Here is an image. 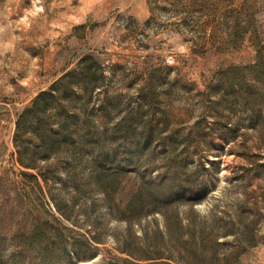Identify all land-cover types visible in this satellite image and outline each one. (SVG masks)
<instances>
[{
    "label": "rangeland",
    "instance_id": "374dc122",
    "mask_svg": "<svg viewBox=\"0 0 264 264\" xmlns=\"http://www.w3.org/2000/svg\"><path fill=\"white\" fill-rule=\"evenodd\" d=\"M84 119L109 164L142 146L122 177L94 174ZM172 166L199 200L167 199ZM44 249L46 264H264V0H0V264Z\"/></svg>",
    "mask_w": 264,
    "mask_h": 264
},
{
    "label": "trees",
    "instance_id": "16d2710c",
    "mask_svg": "<svg viewBox=\"0 0 264 264\" xmlns=\"http://www.w3.org/2000/svg\"><path fill=\"white\" fill-rule=\"evenodd\" d=\"M83 80V90L85 92V96L88 99L89 92L92 88V79L86 74L81 76ZM42 97L41 104L46 106L48 104V96L45 92L40 94ZM129 115L127 114L119 123H116L111 128L110 137L117 136L118 131H120L122 127H125L129 124ZM56 137L59 138H67V135L63 131V126L67 124L64 114H60ZM37 123L41 124L40 119H37ZM84 128L81 132L77 128H72L73 135L77 136V143L81 145L86 151L94 154L96 158V163L94 165V174H98L103 179H117L122 177L128 170V168L134 164L137 157L140 155L142 146L140 147L137 143L128 142L126 145H121V150L115 147L112 149L114 162L109 164L105 159V152L101 148L100 138L101 135L96 132L94 125L88 120L84 119ZM41 128V127H40ZM43 131V129H41ZM125 133L128 131L124 130ZM50 135V134H49ZM48 134L44 132L38 133L39 136V147L42 150L41 152H45L46 149L53 147L55 141L50 139ZM74 142V141H72ZM75 143V142H74ZM170 193L167 197L169 200H199L202 196L201 193V185L194 181L193 177L186 175L181 177L180 173L177 171L176 166H172L170 169ZM62 254V251L60 252ZM49 254V249H44L43 254L41 255V259L36 262L35 254L31 252L21 253L19 251H13L9 257V264H19L25 260L28 261V264H46L47 256Z\"/></svg>",
    "mask_w": 264,
    "mask_h": 264
}]
</instances>
